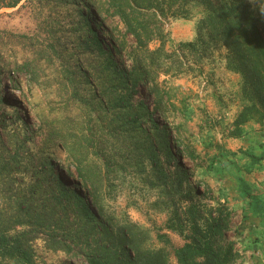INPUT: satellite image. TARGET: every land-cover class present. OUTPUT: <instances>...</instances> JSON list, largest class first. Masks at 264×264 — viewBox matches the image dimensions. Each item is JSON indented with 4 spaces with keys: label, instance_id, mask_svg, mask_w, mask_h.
<instances>
[{
    "label": "rangeland",
    "instance_id": "374dc122",
    "mask_svg": "<svg viewBox=\"0 0 264 264\" xmlns=\"http://www.w3.org/2000/svg\"><path fill=\"white\" fill-rule=\"evenodd\" d=\"M33 1L0 9V29L27 35L13 38L19 42L12 36L5 40L6 54L16 65L4 74L0 90L10 99L8 113L19 115L30 151L51 149L73 186L76 179L64 167L72 165L78 176L76 166H83L106 213L129 231L135 224L138 244L162 249L170 264H180L176 249L194 234L228 255L227 264H264V112L245 91L243 74L228 65V48L202 52V60L185 49L181 58L189 60L182 66L170 56L163 66L152 64L159 88L152 93L141 86L152 118L146 132L134 136L135 130L118 131L111 121L115 98L100 92L108 83L92 31L115 53L107 30L118 27L116 38L124 46L115 57L130 69L143 56L135 38L118 17L93 20L98 0ZM248 1L264 31V0ZM190 10L187 18L166 23L168 53L199 38L205 8L193 2ZM159 46L157 39L150 43L151 49ZM152 151L165 176L154 167ZM102 157L108 164L100 170ZM180 176L187 177L181 189ZM35 245L39 264H88L82 256L48 249L41 239Z\"/></svg>",
    "mask_w": 264,
    "mask_h": 264
},
{
    "label": "trees",
    "instance_id": "16d2710c",
    "mask_svg": "<svg viewBox=\"0 0 264 264\" xmlns=\"http://www.w3.org/2000/svg\"><path fill=\"white\" fill-rule=\"evenodd\" d=\"M22 1L28 0H0V9L17 7ZM52 1L33 2L47 5ZM88 1L91 0H83ZM193 2L205 8L199 22V38L180 43L168 53L165 25L170 19L190 16ZM98 17L105 20L118 17L145 55L136 68L122 67L115 57V53L123 54L124 45L116 38L119 28L107 30L115 53L105 46L96 29L92 31L93 48L103 57L105 63L101 68L108 83L100 92L115 98L111 121L116 122V130H135L134 136L146 132L152 112L141 98V86L146 84L156 93L159 84L151 77V65L163 66L166 56L179 66L187 64L189 59L181 58L185 49L202 60V52L226 46L228 65L243 74L245 91L264 112V31L248 0H98L93 20L96 22ZM10 36L17 39L27 35L0 29V83L6 81L4 74L14 71L16 65L4 48ZM155 39L160 46L151 49L150 43ZM9 106V97L0 90V264H39L35 245L38 239L43 240L48 249L82 256L88 264H170L162 249L150 251L138 244L133 233L135 224L130 225L129 231L127 225L106 213L103 200L91 187L83 166H76L78 176L74 175L72 165L64 167L76 179L73 186L53 161L52 156L56 154L51 149L32 153L28 136L17 121L19 115H10ZM123 134L120 132L118 136L123 139ZM50 137L47 132L46 140ZM150 158L159 174L165 176L167 173L161 168L157 153L152 151ZM101 160L100 170L108 164L104 157ZM186 178H178L179 189ZM94 207L98 213L94 212ZM191 239L190 243L176 249L180 264L228 263V255H223L209 239L199 238L197 234Z\"/></svg>",
    "mask_w": 264,
    "mask_h": 264
}]
</instances>
